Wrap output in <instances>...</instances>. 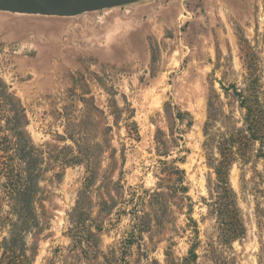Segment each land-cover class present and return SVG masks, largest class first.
<instances>
[{
  "label": "rangeland",
  "instance_id": "rangeland-1",
  "mask_svg": "<svg viewBox=\"0 0 264 264\" xmlns=\"http://www.w3.org/2000/svg\"><path fill=\"white\" fill-rule=\"evenodd\" d=\"M12 97L42 153L32 264H264V0L0 12V122Z\"/></svg>",
  "mask_w": 264,
  "mask_h": 264
},
{
  "label": "trees",
  "instance_id": "trees-1",
  "mask_svg": "<svg viewBox=\"0 0 264 264\" xmlns=\"http://www.w3.org/2000/svg\"><path fill=\"white\" fill-rule=\"evenodd\" d=\"M11 106L10 110L8 108L1 111L3 119L0 122V178L4 180V193L10 201L9 218L6 219L9 221V238L0 240V264H32L26 237L39 228L34 197L40 193L42 153L35 147L31 138L22 131L27 118L24 110L13 97ZM251 121L255 127L260 122L255 116H251ZM2 133H11V135H2ZM174 171L177 174L183 173L177 168ZM217 173L222 178V172L217 171ZM1 212L0 205V220L3 219ZM188 263L186 259L181 264ZM170 264L177 263L171 259Z\"/></svg>",
  "mask_w": 264,
  "mask_h": 264
},
{
  "label": "water",
  "instance_id": "water-1",
  "mask_svg": "<svg viewBox=\"0 0 264 264\" xmlns=\"http://www.w3.org/2000/svg\"><path fill=\"white\" fill-rule=\"evenodd\" d=\"M143 0H0V12L47 17H76Z\"/></svg>",
  "mask_w": 264,
  "mask_h": 264
}]
</instances>
